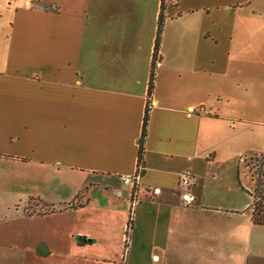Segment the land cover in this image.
<instances>
[{
  "label": "crops",
  "instance_id": "crops-1",
  "mask_svg": "<svg viewBox=\"0 0 264 264\" xmlns=\"http://www.w3.org/2000/svg\"><path fill=\"white\" fill-rule=\"evenodd\" d=\"M263 152L264 0H0V188L54 187V264H264Z\"/></svg>",
  "mask_w": 264,
  "mask_h": 264
},
{
  "label": "rangeland",
  "instance_id": "rangeland-1",
  "mask_svg": "<svg viewBox=\"0 0 264 264\" xmlns=\"http://www.w3.org/2000/svg\"><path fill=\"white\" fill-rule=\"evenodd\" d=\"M255 161L254 156L243 158L241 161V177L247 186H250V172L254 171ZM2 188H0V264H54V215L31 219L24 217V214H45L50 208L54 209V187L44 183L40 188L30 184H23V188L17 190ZM35 189L41 198L33 203H26L29 197L33 196ZM96 193L104 195V192ZM37 243L40 244L38 249L31 252L27 249L36 248Z\"/></svg>",
  "mask_w": 264,
  "mask_h": 264
},
{
  "label": "trees",
  "instance_id": "trees-1",
  "mask_svg": "<svg viewBox=\"0 0 264 264\" xmlns=\"http://www.w3.org/2000/svg\"><path fill=\"white\" fill-rule=\"evenodd\" d=\"M166 0H162V10L164 9ZM162 26L163 21L162 19L159 22V29H158V35H157V41H156V49H155V56H154V67L158 61V51H159V45L161 41V35H162ZM154 84V73H152L150 85H149V93L151 94ZM149 114H150V107L149 105L146 108L145 117H144V124H143V130H142V136L140 140V150L138 155V165L139 169L143 167V155H144V143L147 136V127L149 122ZM256 163L254 166V171L250 172V191H247L242 185V189L247 191L251 198H252V205H251V212H252V223L256 226H263L264 227V152L255 155ZM142 173L141 171L139 172ZM49 207V206H47ZM54 209L50 208V211H46L45 214H38V215H47L54 213ZM128 228L126 232V246L128 245V239L130 237V231L132 229V221L131 219L128 221Z\"/></svg>",
  "mask_w": 264,
  "mask_h": 264
},
{
  "label": "built area",
  "instance_id": "built-area-1",
  "mask_svg": "<svg viewBox=\"0 0 264 264\" xmlns=\"http://www.w3.org/2000/svg\"><path fill=\"white\" fill-rule=\"evenodd\" d=\"M34 0H25V6L26 7H30L31 6V3L33 2ZM138 177H134V178H126L124 179L125 183L127 184H133V185H136V182L138 181ZM194 181V177L193 175L190 173V172H185L181 175L180 177V185L183 186L184 188H189L192 183ZM193 200V197L191 196H188V201H191Z\"/></svg>",
  "mask_w": 264,
  "mask_h": 264
}]
</instances>
